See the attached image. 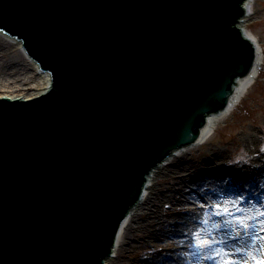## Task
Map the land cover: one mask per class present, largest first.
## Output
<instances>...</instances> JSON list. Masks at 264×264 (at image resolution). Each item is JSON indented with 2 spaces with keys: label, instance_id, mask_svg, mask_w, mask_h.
Returning <instances> with one entry per match:
<instances>
[{
  "label": "water",
  "instance_id": "obj_1",
  "mask_svg": "<svg viewBox=\"0 0 264 264\" xmlns=\"http://www.w3.org/2000/svg\"><path fill=\"white\" fill-rule=\"evenodd\" d=\"M248 2L0 0V34L50 75L0 98V264L112 259L148 175L251 75Z\"/></svg>",
  "mask_w": 264,
  "mask_h": 264
},
{
  "label": "bare ground",
  "instance_id": "obj_2",
  "mask_svg": "<svg viewBox=\"0 0 264 264\" xmlns=\"http://www.w3.org/2000/svg\"><path fill=\"white\" fill-rule=\"evenodd\" d=\"M254 3L255 0H249L248 3H245V6L250 9ZM249 15L250 12L241 25L245 31L244 23ZM248 35L257 47V57L251 75L237 80L233 97L227 104L226 111H220L206 118L207 126L201 129L197 143L176 150L169 158L168 163L157 165V170L153 169L148 175L137 208L128 214L123 223V228L119 230L111 255L114 258L113 255L116 254V259L105 260L103 264H124V260L127 258L124 252H128L131 255V253H136L145 248H153L159 251L158 249L162 247V244H165L164 246L169 244L168 247H171L174 253L163 264H180L182 262V253L179 250L187 245V239L192 236L194 225L198 223L197 218L201 213H207L208 210L212 211L217 203L225 204L226 201L234 198L242 199V204L255 205L260 210L264 208V163L250 166V168L234 167L225 169L223 168L224 155L221 152H217L215 159L213 158L215 161L212 162V159L206 160L204 163L197 165L201 169L200 173L206 178L199 179L192 176H185V178L184 175L182 176L185 181L177 178L178 175L187 171L190 167L188 161V155L190 154H187V151L195 150V148L204 145L215 134L218 125L233 115L237 110V106L243 101L249 90L255 86L261 75L260 72L264 65V52L259 41L255 40L251 34L248 33ZM4 41L17 46L20 55L32 65L35 73H39L44 78L46 86L38 93L21 97L20 93L26 89L24 88L25 84L19 83L17 78H14V74L10 72L8 64L0 62V92H6V94L0 95V98L17 99L19 97L28 99L39 96V94L46 91L50 85V75L41 72L35 62L24 55L20 41L13 40L8 35L0 34V57L5 55L2 43ZM15 93V96H11V94ZM174 177L177 179L176 184L169 191H165L163 195L159 194V181ZM181 180L183 181L181 182ZM163 187L165 188L164 184L160 188ZM167 204L171 205L172 211L170 214H165V206ZM174 218L181 221H176ZM156 227L160 228L159 232L154 229ZM234 236L237 239L233 240L232 237ZM128 238L132 242L125 249V244L123 243ZM224 240V244L229 246L230 252L240 248L239 246L243 241L234 233L227 235ZM241 255L238 253L235 257L240 259ZM259 256H264V254ZM147 264L152 263L147 262Z\"/></svg>",
  "mask_w": 264,
  "mask_h": 264
},
{
  "label": "rangeland",
  "instance_id": "obj_3",
  "mask_svg": "<svg viewBox=\"0 0 264 264\" xmlns=\"http://www.w3.org/2000/svg\"><path fill=\"white\" fill-rule=\"evenodd\" d=\"M250 9V15L246 19L244 27L255 40L259 41L264 52V0H255L254 5ZM2 43L5 55L0 57V62L8 64L10 72L14 74V78H17L19 83L25 84L24 88L26 89L20 93V96H28L42 91L46 86L44 78L39 73H35L32 65L20 55L16 45L5 41ZM260 74L255 86L249 90L233 115L218 125L215 134L204 145L195 148V150L187 151V154H190L188 155L190 167L187 171L178 175V179H184L185 181V176L199 179L206 178L200 173L201 169L197 165L204 163L206 160L212 159V162L215 161L213 158L215 159L217 152H221L224 155L223 168L225 169L234 167L250 168V166L264 163V65ZM4 94L6 92H0V95ZM15 95L16 93L11 94V96ZM176 181L175 177L159 181L158 186L161 187L163 184L165 186V188L159 187V194L163 195L165 191H169L176 184ZM242 202V199L234 198L226 201L223 205L231 207L233 204L238 203L241 211L237 212V215L252 218L250 228L247 231L242 228L237 229L236 221L232 217L215 216L213 211L208 210L207 213L199 215L197 218L198 223L194 225L193 234L199 233L196 239H202L211 234L215 240L225 241L224 239L227 235L234 233L243 240L239 246L240 248H246L249 254L252 253L253 249H257L256 255L264 254V249L260 248L261 245H264V239L257 240L255 244L252 241L254 235L258 233L264 235V233H261L260 223L256 219L261 210L258 206H249L248 204H242ZM170 207V204L165 206V214H170L172 211ZM177 213L181 215L180 212L177 211ZM202 221H206V223H201ZM226 221L230 223H226ZM244 222L248 223L249 221L245 219ZM154 229L158 232L160 231L159 227ZM193 234L187 239V245H184L185 247L179 250L182 253V262L180 264H217L215 260L206 259L212 254V249L201 250L193 246L196 242L193 239ZM131 242L129 238L124 241L125 249L131 245ZM164 245L162 244V247L158 249L159 251L153 248H145L136 253H131V255L128 252H124L125 257H127L124 260V264H147V262L163 264L166 259L171 258L174 254L171 250L172 248L168 247L169 244ZM215 247L217 249L227 248L229 251V246L224 243L217 244ZM115 255H113L114 258L112 259H116ZM235 259L239 261V258L235 257Z\"/></svg>",
  "mask_w": 264,
  "mask_h": 264
},
{
  "label": "snow or ice",
  "instance_id": "obj_4",
  "mask_svg": "<svg viewBox=\"0 0 264 264\" xmlns=\"http://www.w3.org/2000/svg\"><path fill=\"white\" fill-rule=\"evenodd\" d=\"M235 209V211H233ZM213 215L215 216H224V217H232L236 221L237 229H244L247 231L250 228L251 219L246 218L241 215H237V212L241 211L239 208V204H233L231 207H225L221 203H217L213 208ZM245 219H248V223H245ZM256 219L259 221L261 226V233H264V208L261 209L260 214ZM201 223H206V221H202ZM226 223H230L226 221ZM199 233L193 234V239L196 241L194 243V247H197L201 250L212 249V254L206 259H212L217 261V264H264V256L256 255L257 249H253L252 253L249 255L248 250L246 248H236L233 252H229L227 248L224 249H217L215 245L225 243V241H217L215 240L211 234H208L205 238L196 239ZM233 240L237 239V237H232ZM264 239V235L256 234L252 237L253 244L257 240ZM261 249H264V245L260 246ZM242 254L239 261L235 259L236 254Z\"/></svg>",
  "mask_w": 264,
  "mask_h": 264
}]
</instances>
